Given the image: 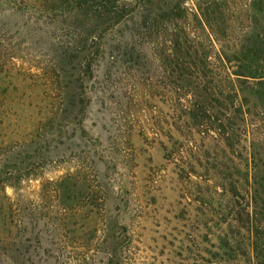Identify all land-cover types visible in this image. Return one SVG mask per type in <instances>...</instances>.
Here are the masks:
<instances>
[{"label":"rangeland","instance_id":"obj_1","mask_svg":"<svg viewBox=\"0 0 264 264\" xmlns=\"http://www.w3.org/2000/svg\"><path fill=\"white\" fill-rule=\"evenodd\" d=\"M161 3L178 6L177 31L237 85L232 51L252 31L264 41V0ZM130 22L102 34L100 45L114 47L90 56L89 68L74 24L0 67V264H255L239 245V169L242 146L264 138V102L240 86L233 95L226 80L197 95L163 63L174 32L159 20L125 53ZM109 72L121 85L104 99ZM195 102L216 121L197 123ZM224 113L232 123H218Z\"/></svg>","mask_w":264,"mask_h":264},{"label":"trees","instance_id":"obj_2","mask_svg":"<svg viewBox=\"0 0 264 264\" xmlns=\"http://www.w3.org/2000/svg\"><path fill=\"white\" fill-rule=\"evenodd\" d=\"M161 2L162 0H0V67H10L14 64V59L22 58V46L30 44L32 39L34 42L51 38L60 41L62 37H67L68 31L74 32L75 29L69 28L72 26L70 24H74L78 28V37L74 41L77 40V48L83 52L80 64L89 68L90 56L100 55V52L114 47L99 43L107 30L133 20L130 22L134 26L133 30L118 43V47L128 53L134 48L131 40L135 38L136 32L144 29L155 31L159 20L174 32L163 63L172 62L179 77L187 82L190 80L188 85L197 90V95H214L217 83L226 80L233 95L238 94L240 86L241 92L264 102V66L260 64L264 60V41L261 33H248L244 42L238 48L234 47L231 58L238 62L239 69L232 73L242 76L240 82L237 78L238 83L235 85L228 72L218 73L210 65L209 56L203 47L193 40L188 41L187 34L182 29L177 31L175 20L178 17V6H165ZM201 14L206 16L204 9ZM68 19L71 20L70 23L67 22ZM120 81L119 75L115 76L111 72L105 74L100 83L104 99L120 89ZM84 83L83 80L82 89ZM85 88L88 87L85 85ZM229 95L231 94H227L228 98H231ZM227 109L229 108L226 106ZM244 113L245 109L242 114ZM190 115L197 123L216 121L204 102H195ZM224 116L225 120L217 118L218 123H232V116L227 113ZM218 128L217 133L225 147H233L232 131L223 124ZM240 133H244L241 127ZM242 147L246 155L242 154L245 162L239 169V245L251 252L255 264H264V138L259 137L256 142L253 141L248 146V152L246 146ZM230 242L228 238L220 239V248H229Z\"/></svg>","mask_w":264,"mask_h":264}]
</instances>
